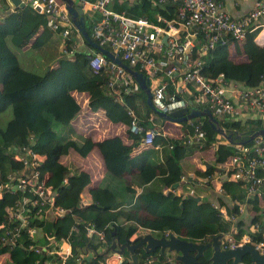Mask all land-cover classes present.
Listing matches in <instances>:
<instances>
[{
	"label": "trees",
	"instance_id": "16d2710c",
	"mask_svg": "<svg viewBox=\"0 0 264 264\" xmlns=\"http://www.w3.org/2000/svg\"><path fill=\"white\" fill-rule=\"evenodd\" d=\"M109 6L128 16L144 15L152 21L156 20V12L167 18L173 15V6L169 2L111 0ZM83 16L92 39L100 44L92 35L96 18L86 11ZM60 31L59 28H50L45 14L29 4L14 10L6 4L0 8V182L21 166L12 159V152L28 143L43 159L38 168L41 175L46 174L45 182L55 188L54 206L66 208L65 212L54 217L49 214L48 205L40 213L31 208L28 226L32 230L27 232L22 227L12 242L1 241L4 230L0 226V264H52L63 256L45 250L36 251L34 247L45 245L50 237L65 236L72 246L71 254L64 258L65 264H95L87 261L85 256L79 257L80 249L97 252L102 247L103 251L110 243L105 244L97 232L88 234L87 225H93L97 231L105 229L106 236L113 229L120 241L146 232L156 235L173 232L183 238L201 241L207 236L231 231L232 226L237 227L233 236L239 238L248 230L249 222L261 219L259 213L250 216L251 209L255 212L259 209L257 198L246 200L241 182L231 178L234 168L225 170L220 165L230 163L236 139L247 142L256 130L264 127L263 119L251 113L245 118L218 115L210 109L217 124L231 132V139L215 129L207 115H199L192 120L198 123L199 130L204 131L201 138H193L191 142L185 140L194 133L195 125L188 119L180 120L176 122L181 125L180 132L184 135L170 132L167 136L158 132L151 145L135 151L134 146L150 126L147 119L152 108L145 91L140 86L132 92L122 90L120 86L131 88L136 84L132 74L122 66L124 70L118 79L120 92H115V86L108 85L112 78L108 65L95 70L90 65V55L99 52L107 60L114 61L85 38L91 52L86 47L75 48L76 54L67 55L61 48L63 37ZM254 33H248L251 51L246 61L232 59L227 43L217 42L207 52H200L198 48L205 39L198 38L193 56L203 61L201 73L208 78L223 73L232 82H241L245 86L260 85L264 80V46L252 41ZM74 35L67 43L76 42ZM101 45L119 55L131 68L144 73L139 64L132 65L123 59L110 43ZM65 47L71 49L70 44L65 43ZM160 54V51L155 52L156 57L162 59ZM160 77L164 75L160 74ZM177 86L178 83L169 82L166 95L176 92L187 99L188 106H208L195 102V92L190 86L185 92L178 91ZM65 95L69 98L62 101ZM116 95H121V99H116ZM81 100H85L83 104ZM82 105L86 113L99 115L98 112H102L114 126L123 124L124 129L109 128L111 132L100 138L97 136L100 123L96 127L88 123L86 133L69 137L71 120L81 112ZM9 106L13 115L3 127L1 113ZM244 108L250 111L246 106ZM133 118L141 125L137 133L130 129ZM54 122L68 126L67 130H56ZM212 146L213 159L208 158V164L202 168L194 166L195 175L190 179L187 175L186 181H182L186 157ZM93 149H98L99 158L89 154ZM70 150L79 158L68 159ZM215 170L219 172L217 176H213ZM197 174L209 177L200 182L206 191L201 201L188 198L184 191L176 192V187L183 182L196 183ZM175 183L178 185L174 186ZM215 184L221 185L222 191H217ZM182 185L185 189V183ZM167 188L172 189L166 192ZM26 192L16 189L2 193L0 224L12 215L8 205ZM230 199L248 202L249 209L239 212ZM215 204L225 205L229 212L236 213V220L221 215ZM14 223L12 221L10 226ZM33 229L41 235L35 237ZM253 237L263 238L259 232L253 233ZM139 250L144 256L153 257L151 262L140 261L139 264H167L157 251L146 252L138 248L136 252ZM210 253L209 249L205 251L202 264L209 263ZM121 254V264H132L126 250ZM244 261H249L248 255L244 256Z\"/></svg>",
	"mask_w": 264,
	"mask_h": 264
},
{
	"label": "built area",
	"instance_id": "2783aa9c",
	"mask_svg": "<svg viewBox=\"0 0 264 264\" xmlns=\"http://www.w3.org/2000/svg\"><path fill=\"white\" fill-rule=\"evenodd\" d=\"M110 1L79 0L76 2L74 0V3L96 18L92 35L100 41V44L110 43L113 50L121 54L123 59L132 65L139 64V67L144 70L143 74L148 78L151 100L157 109L169 113L177 108L187 106V99L176 92L166 95L167 82L160 77V74H163L171 80L177 81V89L180 92H185L190 86L195 92V102L207 104L208 106H205L215 114L237 116L240 107H236L233 100V94L236 93L237 100L243 106L256 110L259 115L264 117V80L260 85L245 86L241 82L229 81L223 73L208 78L200 71L202 59L193 56V48L199 34L203 36L205 41L201 43L198 51L205 52L216 41H224L229 35L241 39L246 36L247 32L254 30L259 25L262 27L254 36V40L257 45L264 46V22L258 21L259 18L264 17V2H260L239 20H234L222 8V3L219 0H152L155 4L169 2L173 6L171 18L156 12V20L152 21L144 15L133 17L115 11L109 6ZM19 2L29 4L34 8L38 6L39 11L47 17V25L52 29L59 28L61 30L60 33L63 37L61 48L67 55L77 53L76 42L67 43V40H71L72 34H75L76 40L80 38L88 46L77 24L73 21L64 0H19ZM5 4L11 10L20 7L18 3L16 4L12 0H0V8L4 7ZM164 36L166 37L165 40L163 39ZM65 43L70 44L71 49H67ZM157 51L161 52L162 59L156 57L155 52ZM90 65L95 70L108 65V72L112 76L108 85H114V91L117 93L120 92V87L122 90L132 92L139 86L136 82V84L131 85V88L118 87V79L124 70L122 65L107 60L99 52L91 53ZM116 99H121V95H116ZM192 119L189 118L188 120L195 125V131L185 139L188 142H191L193 138L199 139L204 134L203 130L198 129V123ZM98 122L94 123L93 121L91 125L96 127ZM130 129L136 133L140 131L141 125L136 118L132 119ZM158 132H160L158 129L149 126L140 142L134 146V150L137 151L151 145L155 134ZM233 147L234 152L231 155L230 163H222L220 167L225 170L229 167L234 168L231 178L241 182L245 190L246 200L249 197L257 198L259 209L256 212L251 209L250 216L259 213L261 219L249 222L248 230L243 232L239 238L233 236L237 227L232 226L231 231L222 234L221 246L234 248L243 243H248L259 252L264 253V135L256 134L247 142L236 139ZM12 159L19 162L21 166L7 174L0 182V196L6 191L14 192L16 189L28 192L8 205L12 215L7 217L5 223L0 224L4 230L1 238L3 243L12 242L19 235L22 227L27 232L32 230L28 226V212L31 208L40 213L48 205V207L50 206L48 212L52 215L51 217L66 211L64 207L54 206L55 188L45 182L46 174L41 175L38 166L43 159L31 145L25 143L20 146L12 152ZM218 173L217 170L214 171L213 176H217ZM201 179L199 182L206 181L209 177L204 176ZM181 180L186 181V176L181 175ZM214 186L217 191H222L221 185L215 184ZM182 191L184 194H197L195 188H187ZM80 195L83 197L82 193ZM47 200H50V203H47ZM230 202L237 206L239 212L243 213L249 209L246 201L230 199ZM215 206L225 218L236 220V213L229 212L225 205L215 204ZM12 221L15 223L10 226ZM86 230L88 234L97 232L101 240L108 244L111 233L106 236L105 229L97 231L93 225H87ZM35 232L37 231L33 229L35 237L41 235V232ZM258 232L263 237L262 239L253 237V233ZM163 234L168 236L169 233ZM67 237H50L45 245L41 247L35 245L34 248L36 251L45 250L46 252L61 254L63 258L54 260L52 264H65L64 258L70 255L72 250ZM101 248L97 252L93 250L84 252L83 249H80L79 257L84 258L85 256L88 258L87 261L95 264H121L123 260L121 253L110 249L104 254ZM140 251L136 252V262L132 264L153 260L151 255L144 256Z\"/></svg>",
	"mask_w": 264,
	"mask_h": 264
},
{
	"label": "water",
	"instance_id": "95a60500",
	"mask_svg": "<svg viewBox=\"0 0 264 264\" xmlns=\"http://www.w3.org/2000/svg\"><path fill=\"white\" fill-rule=\"evenodd\" d=\"M14 3H18L20 7L25 6L24 2L19 0H12ZM66 7L72 15L73 21L77 24L79 31L83 37L93 47L97 48L102 53L106 54L111 60L121 64L127 71H129L141 89L146 93V100L149 106L161 114L165 119L172 121L186 120L199 115H207L210 124L222 133L225 138L231 139V132H226L222 127L217 124V120L214 117L212 111L208 107L197 106H184L177 108L169 113L163 112L157 109L151 100V91L148 85V78L137 69H133L120 58L119 55L103 47L101 44L92 39L85 26V19L83 16V8L74 0H64ZM35 9L39 10L37 6ZM164 36V40H165ZM191 102V101H189ZM256 134L264 135V128L256 130L250 137L252 138ZM208 164V163H207ZM178 184L175 183L174 186ZM169 189H166V192ZM188 198L193 200H201L200 195L187 194ZM222 233L214 234L209 241H195L187 238H183L175 233L171 232L168 236L161 234L156 235L153 232H146L138 234L133 239L126 238L124 241H120L119 237L115 234V230L112 229L111 237L109 239V246L103 250L106 254L109 249L118 253H123L125 250L128 252L132 263L136 262V249L142 248L146 252H158L167 261V264H202V260L206 250H210L211 253L208 257V264H264V253L259 252L253 245L243 243L240 246L234 248H223L221 246ZM249 256V261H244V256ZM86 259H88L86 257Z\"/></svg>",
	"mask_w": 264,
	"mask_h": 264
},
{
	"label": "crops",
	"instance_id": "0c3cea01",
	"mask_svg": "<svg viewBox=\"0 0 264 264\" xmlns=\"http://www.w3.org/2000/svg\"><path fill=\"white\" fill-rule=\"evenodd\" d=\"M222 3V8L227 11V13L229 14V16L234 19V20H238L239 18H241L244 14L248 13L251 9H253L254 7H256L260 2H264V0H219ZM91 17H93V14H89ZM258 21L264 22V17L259 18ZM203 37L202 35H198L196 38L197 39ZM195 41V43H196ZM251 40L249 38H244L243 40H240L238 42H234L229 46V50H230V57L232 59H234L235 61H246L248 58V54L251 51V44H250ZM81 48V47H79ZM85 48V45H84ZM86 49V48H85ZM89 51L91 52V48L89 49ZM207 52V51H206ZM164 80H166L167 85L169 82L176 84L177 81L176 80H171L169 77L165 76L161 77ZM162 79V80H163ZM243 84V83H242ZM236 93L233 94V100L234 103L236 105V107H240L238 110V115L237 118H245L247 114L251 113L253 116H258L261 119L264 120V117L259 115L258 112L254 109H250V111L245 110L244 106L241 104L240 101L237 100L236 98ZM85 101V100H84ZM152 111H150L148 114V122H150V127H155L156 129H158L162 134L170 136V132L172 134L177 135L180 131H181V125L178 124L179 122L176 121H172V120H168L171 123H169L168 121L166 122L167 119H165L161 114H159L156 110L151 109ZM94 113V112H93ZM100 113V116H98V120L96 118V120L94 119V123L98 122L101 118L104 119V121L106 122V125L108 128L110 129H118V130H123L124 126L123 124H116V126H114L113 122H110L108 119H106V116L103 115L102 112H98V114ZM96 115V114H94ZM157 117H162L165 121L159 123L157 121ZM177 131H175V130ZM101 133V132H100ZM182 132H180V136H181ZM104 136V135H103ZM212 149V153H213V146L209 147ZM208 148V150H209ZM209 157L206 156V154L200 153L198 154L197 151L194 152L192 155L186 157V160H190L191 162H193L195 167H199L202 168L204 165H206L207 163V159ZM205 163V164H204ZM210 164V163H209ZM186 170V171H185ZM188 171V172H187ZM216 171V170H215ZM184 176L187 177V175L189 176V179L191 176H194V167L193 168H188V169H184L183 174ZM201 176L199 174H197V182L195 184H200L199 180H202ZM185 183V188H194L196 187L195 184H191L188 181L187 182H183ZM182 183V184H183ZM178 185V187H176V191H182L185 190L184 189V185ZM203 185V184H201ZM137 188V187H136ZM196 190V189H195Z\"/></svg>",
	"mask_w": 264,
	"mask_h": 264
},
{
	"label": "rangeland",
	"instance_id": "374dc122",
	"mask_svg": "<svg viewBox=\"0 0 264 264\" xmlns=\"http://www.w3.org/2000/svg\"><path fill=\"white\" fill-rule=\"evenodd\" d=\"M59 1H61V0H59ZM87 14H90V13L87 12ZM84 45H85L84 44V41H82L80 38H77V40H76V48L81 47L80 49H82V48H84ZM85 47L87 49H89V47L87 45H85ZM67 98H69V96L68 95H65L64 97L61 98V100L62 101H65ZM83 103H84V101L81 100V104H83ZM12 115H13V111H12V107L11 106L7 107L1 113V118H3V123H2V126L3 127L5 126V124L7 123V121L12 117ZM98 116H100V114L99 115H96V117H95V115L93 113H91V112L86 113V108H84V106L82 105L81 112L78 115H76L71 120L70 125H71L72 128H71V131L68 134V136L69 137H73V136L78 135L79 133L80 134L86 133L85 131H87L86 130L87 129V124L89 123V125H91L93 123V121H94L95 118H97V120H98ZM157 121L159 123H161V122H164L165 120L162 117H157ZM106 122L104 121L103 118H101L99 120V123H100L99 125L101 126V128L98 129L99 132H98L97 136L100 137V138L103 137V135L109 134L111 132L110 129L107 127ZM54 128L56 130H62V131L64 129V131H65V130H67L68 126H64V125H62L60 123L54 122ZM70 152L71 153L68 154V159H71L74 156H76L77 158H79V155L76 152H74L72 150H70ZM98 152H99L98 149H93V150H91V152L89 154L90 155L91 154H94V157L95 158H99V153ZM197 153L198 154H200V153L206 154L207 157L213 159V153H212V149L211 148H209V150L208 149H205L204 151H197ZM183 166H184L183 167V170H184V169H188V168H193L194 167V164L190 160H186L185 159L183 161ZM191 184H195V182H192ZM195 185H196V187H194V188L196 189V192L199 193L202 196V198H203L204 195L206 194V191H205L203 185H200V184L199 185L198 184H195Z\"/></svg>",
	"mask_w": 264,
	"mask_h": 264
},
{
	"label": "clouds",
	"instance_id": "9594fccd",
	"mask_svg": "<svg viewBox=\"0 0 264 264\" xmlns=\"http://www.w3.org/2000/svg\"><path fill=\"white\" fill-rule=\"evenodd\" d=\"M227 12V11H226ZM240 19V18H239ZM238 19V20H239ZM250 27H252V26H250ZM250 27H248V28H250ZM261 27H262V25H259L257 28H255L254 30H251V31H249V32H247V34H246V36L245 37H243V38H241V39H238L237 37H234L233 35H229L224 41L223 40H218V41H216L214 44H216L217 42H221V43H227V45H228V48H229V46L232 44V43H234V42H238V41H240V40H243L244 38H249L248 37V33H254L255 31V33L254 34H252V41H254L255 42V40H254V36L256 35V33L258 32V30L259 29H261ZM251 40V39H250ZM212 47V46H211ZM229 53H230V50H229ZM248 59V58H247ZM143 73V72H142ZM136 81V80H135ZM167 189H172V188H167ZM177 192V191H176ZM195 195H200L199 193H197V194H195ZM201 196V195H200ZM201 200H202V196H201ZM200 200V201H201ZM212 237V236H211Z\"/></svg>",
	"mask_w": 264,
	"mask_h": 264
},
{
	"label": "flooded vegetation",
	"instance_id": "af4514ba",
	"mask_svg": "<svg viewBox=\"0 0 264 264\" xmlns=\"http://www.w3.org/2000/svg\"><path fill=\"white\" fill-rule=\"evenodd\" d=\"M211 239V237L207 236L205 237L203 240H201L202 242H206V241H209Z\"/></svg>",
	"mask_w": 264,
	"mask_h": 264
}]
</instances>
